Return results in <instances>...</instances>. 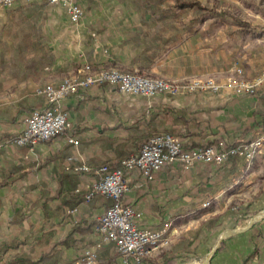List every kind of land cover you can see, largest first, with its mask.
<instances>
[{
	"label": "crops",
	"instance_id": "1",
	"mask_svg": "<svg viewBox=\"0 0 264 264\" xmlns=\"http://www.w3.org/2000/svg\"><path fill=\"white\" fill-rule=\"evenodd\" d=\"M78 1L84 15L75 22L46 0H18L0 10V264H76L81 250L96 243L111 204L100 195L84 199L100 177L95 170L134 155L146 136L169 132L190 148L264 135V86L254 95L173 97L126 93L104 82L62 101L67 131L32 146L14 143L30 111L44 105L38 88L56 85L84 63L137 70L144 43L131 39L140 26L132 2ZM192 35L167 45L143 74L192 77L197 71L174 56ZM82 164L91 170H72ZM125 176L122 203L141 212L142 227L164 230L167 242L138 263L103 242L96 264H264V218L243 220L264 212V143L251 159L233 156L219 167L196 162L184 170L174 161L151 179L137 171ZM238 225L243 229L233 230Z\"/></svg>",
	"mask_w": 264,
	"mask_h": 264
},
{
	"label": "built area",
	"instance_id": "2",
	"mask_svg": "<svg viewBox=\"0 0 264 264\" xmlns=\"http://www.w3.org/2000/svg\"><path fill=\"white\" fill-rule=\"evenodd\" d=\"M18 0H0V10L10 8ZM50 4L63 6L68 19L80 20L84 9L78 0H46ZM236 77H228L223 83L214 80L190 79L184 83L162 78L144 77L138 74L123 73L116 69L91 71V64L84 63L57 86L45 85L36 93L42 96L44 105L32 110L25 120L23 131L13 141L19 145H29L48 141L68 130L71 126L67 113L62 108V101L76 95L95 84L108 82L120 91L142 96L165 94L180 96L184 93H218L228 92L235 96L254 95L264 86V69L251 79L243 76L240 67L235 69ZM68 142L77 144V140L68 138ZM264 135L250 141L229 143L223 139L206 147L186 149L179 138L163 132L151 137L138 154L121 161V166L110 168L108 165L98 167L95 172L100 177L87 188L84 199L90 200L100 195L111 200V204L102 214L97 226V241L93 247L81 250L76 264H96V249L103 242H112L118 254L131 257L140 262L150 251L166 244L164 230H152L142 227L139 222L141 212L132 206L122 203L127 190L126 173L137 171L143 177L151 179L153 173L163 166L179 161L184 170L196 162L222 166L233 156L251 159L261 153ZM75 173L89 172L91 168L82 164L72 167Z\"/></svg>",
	"mask_w": 264,
	"mask_h": 264
},
{
	"label": "rangeland",
	"instance_id": "3",
	"mask_svg": "<svg viewBox=\"0 0 264 264\" xmlns=\"http://www.w3.org/2000/svg\"><path fill=\"white\" fill-rule=\"evenodd\" d=\"M197 1H199L202 5L210 9L212 8L216 11L227 10V12H229L232 16L238 18L241 21L248 22L252 28L260 29L264 27V0H197ZM189 14L190 13L185 14V17H188ZM228 29L229 27H227L225 23H222L218 20L210 19L204 22L201 25L199 31L194 35L190 36L188 39H186L184 44H182L181 48L179 47L174 53V56L177 54L179 56L178 58L182 60L180 61L182 65H186V66L188 65L190 67L192 66L197 72L192 77L187 79L169 80V81L184 83L189 81L190 79H201V80L211 79L217 83H223L228 77L237 76L235 72L236 67H240L243 70V76L247 79H251L254 76H256L259 72H261L264 69V36L258 37L257 35H242V36L228 37L226 35ZM196 61L197 63H195ZM113 69L119 70L117 68H113ZM101 70H110V69L95 70L91 66V71L93 73ZM74 71L75 70L73 69V71L67 73L60 80V82L63 81ZM123 73L135 74L131 72H123ZM141 76L151 77V78H162V77L149 76V75H141ZM59 83H57L56 85L53 84H46V85L57 86ZM79 92L77 94H79ZM193 93H201V92L196 91ZM220 93L222 92H218L216 94H220ZM186 94L189 93H184L183 95ZM229 94L235 96L231 93ZM262 211L253 214V216L248 218L242 216L243 220L251 222L253 217L261 213L260 216L262 215L263 216L255 221L257 222L258 220L264 218V212ZM237 229L240 230L243 229V225L240 226L238 225V227L237 226L236 228L234 227L233 230H237Z\"/></svg>",
	"mask_w": 264,
	"mask_h": 264
},
{
	"label": "trees",
	"instance_id": "4",
	"mask_svg": "<svg viewBox=\"0 0 264 264\" xmlns=\"http://www.w3.org/2000/svg\"><path fill=\"white\" fill-rule=\"evenodd\" d=\"M129 1H131L134 5V8L140 18V26L134 32L131 39L137 43H144L143 51H141L135 60L137 63V70L129 71L131 73L144 75L142 69L148 66L157 56H159L167 45L181 40L185 34L197 33L201 25L210 19L225 23L227 27H229L226 32L228 37L242 35H257L258 37L264 36V27L260 29L252 28L248 22L239 20L227 12V10L216 11L202 5L197 0ZM187 13L190 14L188 17H185V14ZM113 67V65H107L104 69H113ZM95 70L99 69L95 68ZM156 134L158 133L146 136L139 144L138 151L134 155L138 154L142 146ZM208 145L211 144L196 145L190 148L206 147ZM124 159L126 158L120 159L116 165L103 163L100 166L106 164L110 168H117L121 166V161ZM217 219L218 216H215L211 220V223L213 224ZM222 244L223 242L221 245ZM221 245L217 248V250L220 249ZM174 263L175 261L173 259H168L164 264Z\"/></svg>",
	"mask_w": 264,
	"mask_h": 264
},
{
	"label": "water",
	"instance_id": "5",
	"mask_svg": "<svg viewBox=\"0 0 264 264\" xmlns=\"http://www.w3.org/2000/svg\"><path fill=\"white\" fill-rule=\"evenodd\" d=\"M258 219V218H257ZM257 219H254V217L252 218V221L250 222V224L249 225H251L253 222H255ZM226 234H223L222 236H221V239L225 236ZM220 239V240H221Z\"/></svg>",
	"mask_w": 264,
	"mask_h": 264
},
{
	"label": "bare ground",
	"instance_id": "6",
	"mask_svg": "<svg viewBox=\"0 0 264 264\" xmlns=\"http://www.w3.org/2000/svg\"><path fill=\"white\" fill-rule=\"evenodd\" d=\"M260 214H261V213H260ZM260 214H258L257 216H255V217H254V219H257V218H260V217H262V216H263V215H262V216H260ZM251 221H252V220H251Z\"/></svg>",
	"mask_w": 264,
	"mask_h": 264
}]
</instances>
